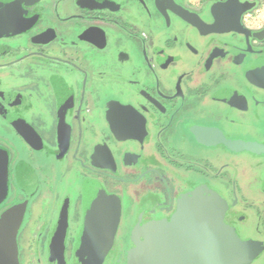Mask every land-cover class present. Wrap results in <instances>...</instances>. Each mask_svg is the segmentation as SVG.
I'll use <instances>...</instances> for the list:
<instances>
[{"label": "flooded vegetation", "instance_id": "flooded-vegetation-1", "mask_svg": "<svg viewBox=\"0 0 264 264\" xmlns=\"http://www.w3.org/2000/svg\"><path fill=\"white\" fill-rule=\"evenodd\" d=\"M203 4L154 0L167 30L172 14L185 25L161 45L149 0H0V216L24 208L20 264H127L137 225L209 191L255 247L240 264H264V21L239 16L241 4L208 19ZM118 105L145 119L143 140L117 139ZM93 184L122 204L100 262L87 250L103 243L85 235ZM105 196L92 195L95 218Z\"/></svg>", "mask_w": 264, "mask_h": 264}, {"label": "water", "instance_id": "water-1", "mask_svg": "<svg viewBox=\"0 0 264 264\" xmlns=\"http://www.w3.org/2000/svg\"><path fill=\"white\" fill-rule=\"evenodd\" d=\"M241 5L239 16L254 7L248 2ZM127 111V108L118 105L110 114L109 120L115 136L119 140H143L146 132L145 119L142 117L132 121L131 115L126 114ZM127 125H138L139 130L135 131L137 134L134 131L123 134L122 130L132 131ZM6 179L5 166H2L0 199L5 192ZM88 186L84 192L88 202L85 235L87 238L91 236L93 240L102 242L103 246L87 251L94 254L93 256L100 262L110 251V245L115 240L121 220L122 204L114 195L107 198L100 184ZM94 194L106 197L103 199L109 205L107 209L103 207L108 211L105 217L95 218L91 215L94 210L101 208L98 207L99 198L95 200L92 197ZM223 201L219 194L209 191L208 196L203 194L183 203L171 220L150 221L141 228L137 225L132 235L127 264H240L252 258L255 247L250 242L245 243L241 240L232 227L225 223L223 210L226 206ZM23 218L22 206L9 209L0 216V264H20L18 233ZM67 225L68 221L65 218L63 238Z\"/></svg>", "mask_w": 264, "mask_h": 264}, {"label": "crops", "instance_id": "crops-1", "mask_svg": "<svg viewBox=\"0 0 264 264\" xmlns=\"http://www.w3.org/2000/svg\"><path fill=\"white\" fill-rule=\"evenodd\" d=\"M150 1V7L152 9V12L154 13V17H155V21H154V25L156 28V32L154 33L155 37L158 38V41L160 42V44H164L165 39L168 37V34L170 31H174V32H179L178 30L183 29L184 28V24L179 23V20H176L175 18L178 19L177 16L172 14V18L174 19L173 25L170 26V28H166V23L165 21H163V17L161 15H157L156 14V8L154 5V0H149ZM182 1V0H179ZM184 1V0H183ZM186 1V0H185ZM188 2L191 3L192 6L198 7L201 5V3L203 4V11H202V15L205 16L206 18L210 19V18H220V17H229L230 15L225 12V14L222 12H220V7H222V9L224 11H226L225 8H223V5H227L230 6V8L232 7V5H239L241 3H249L254 5V7L252 6L250 10L246 11L248 12V14H246V18L250 19L251 21H260L256 16V12H257V2L256 0H187ZM245 12V13H246ZM239 24V17H238V23ZM232 25V24H231ZM232 27L234 28L235 25H232ZM115 28V27H114ZM185 30V29H184ZM188 30V35L191 37V39L196 38V31L192 28L187 29ZM230 31H234L230 30ZM146 34H149L148 31H146ZM229 32H225L224 33V39H228L229 38ZM165 46V45H164ZM166 52L174 55L175 54V49L176 48H167L165 46ZM181 52L183 50H180ZM180 52V54L182 55V53Z\"/></svg>", "mask_w": 264, "mask_h": 264}, {"label": "rangeland", "instance_id": "rangeland-1", "mask_svg": "<svg viewBox=\"0 0 264 264\" xmlns=\"http://www.w3.org/2000/svg\"><path fill=\"white\" fill-rule=\"evenodd\" d=\"M259 1V6L257 7V12L255 14V16L260 20V21H264V0H258ZM112 185L116 184V180H110L109 181ZM108 184V181H107ZM167 194V193H166ZM168 195V194H167ZM191 197V196H190ZM2 210H4V207L2 208Z\"/></svg>", "mask_w": 264, "mask_h": 264}, {"label": "trees", "instance_id": "trees-1", "mask_svg": "<svg viewBox=\"0 0 264 264\" xmlns=\"http://www.w3.org/2000/svg\"><path fill=\"white\" fill-rule=\"evenodd\" d=\"M240 7H242V5H240ZM245 13V12H244ZM243 13V14H244ZM181 14L184 16V17H186V18H190V19H194L195 21H197V16L195 15V14H192V13H190V12H188V11H185L184 9H181ZM242 14V15H243Z\"/></svg>", "mask_w": 264, "mask_h": 264}]
</instances>
